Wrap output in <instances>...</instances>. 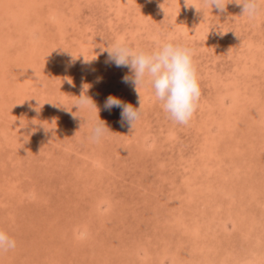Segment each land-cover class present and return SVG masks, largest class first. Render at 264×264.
Returning a JSON list of instances; mask_svg holds the SVG:
<instances>
[{
    "label": "rangeland",
    "instance_id": "rangeland-1",
    "mask_svg": "<svg viewBox=\"0 0 264 264\" xmlns=\"http://www.w3.org/2000/svg\"><path fill=\"white\" fill-rule=\"evenodd\" d=\"M258 9L0 0V230L16 241L0 264H264V0ZM116 40L192 50L201 96L188 124L147 81L139 95L122 82L131 72L103 51ZM81 94L97 109H77ZM110 95L140 106L132 128L105 110ZM98 119L109 131L93 141Z\"/></svg>",
    "mask_w": 264,
    "mask_h": 264
},
{
    "label": "clouds",
    "instance_id": "clouds-1",
    "mask_svg": "<svg viewBox=\"0 0 264 264\" xmlns=\"http://www.w3.org/2000/svg\"><path fill=\"white\" fill-rule=\"evenodd\" d=\"M205 2L211 9L215 8L218 13H223L226 11V5L233 0H205ZM234 2L241 7L242 14H246L249 18L257 15L258 0H234ZM186 6H191L200 12L194 5L186 4ZM103 51L107 52L106 63L114 64L118 68H128L131 72V76L122 77L123 83L134 85L139 95L138 86L147 81L154 91L155 98L162 102V108L169 117L180 125L189 123L201 96L193 53L189 47L171 41H162L155 49L145 51L140 48L134 49L123 40H116ZM74 106L77 109L80 107L97 109L93 100L84 94L77 98ZM104 108L108 111L112 108L121 109L122 126L127 122L131 128L140 115V106L133 108L111 95L107 97ZM106 131L109 129L98 119L91 127L90 138L99 141ZM15 247L16 241L5 231L0 230V252L13 250Z\"/></svg>",
    "mask_w": 264,
    "mask_h": 264
},
{
    "label": "bare ground",
    "instance_id": "bare-ground-1",
    "mask_svg": "<svg viewBox=\"0 0 264 264\" xmlns=\"http://www.w3.org/2000/svg\"><path fill=\"white\" fill-rule=\"evenodd\" d=\"M21 2V1H20ZM19 3H17V5H18ZM46 16V15H45ZM14 52V51H13Z\"/></svg>",
    "mask_w": 264,
    "mask_h": 264
}]
</instances>
